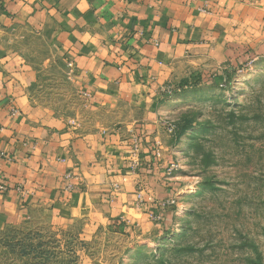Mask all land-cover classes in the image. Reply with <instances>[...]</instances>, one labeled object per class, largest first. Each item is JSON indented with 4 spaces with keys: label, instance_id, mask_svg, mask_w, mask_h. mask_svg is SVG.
I'll return each instance as SVG.
<instances>
[{
    "label": "crops",
    "instance_id": "0c3cea01",
    "mask_svg": "<svg viewBox=\"0 0 264 264\" xmlns=\"http://www.w3.org/2000/svg\"><path fill=\"white\" fill-rule=\"evenodd\" d=\"M260 58L264 0H0V228L160 226L165 90ZM58 67L81 113L44 98Z\"/></svg>",
    "mask_w": 264,
    "mask_h": 264
},
{
    "label": "rangeland",
    "instance_id": "374dc122",
    "mask_svg": "<svg viewBox=\"0 0 264 264\" xmlns=\"http://www.w3.org/2000/svg\"><path fill=\"white\" fill-rule=\"evenodd\" d=\"M55 73L44 74V98L70 115L84 111L59 67ZM165 95L164 140L175 167L162 224L132 233L82 223L7 226L0 264H264V58L222 78L178 80Z\"/></svg>",
    "mask_w": 264,
    "mask_h": 264
},
{
    "label": "built area",
    "instance_id": "2783aa9c",
    "mask_svg": "<svg viewBox=\"0 0 264 264\" xmlns=\"http://www.w3.org/2000/svg\"><path fill=\"white\" fill-rule=\"evenodd\" d=\"M71 68L73 67V64H70ZM18 110L17 109H14L13 110V114H17ZM139 149V146H138V143L135 144V150H138ZM161 149H162V146L159 144V147L156 151L158 157H161ZM9 158V154L6 152V151H3V150H0V159H8ZM175 167V164H171V167H170V170L172 171ZM67 179L70 181L71 178L75 177V174L69 172L67 175H66ZM77 177V176H76ZM67 189H73V186L70 182H68V185L66 186ZM0 188L2 190H6L7 189V186L5 185H0ZM152 219L155 220V221H160L161 220V215L159 214H152Z\"/></svg>",
    "mask_w": 264,
    "mask_h": 264
}]
</instances>
